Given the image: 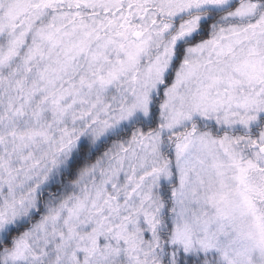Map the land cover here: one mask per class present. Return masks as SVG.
<instances>
[{"label":"snow or ice","instance_id":"snow-or-ice-1","mask_svg":"<svg viewBox=\"0 0 264 264\" xmlns=\"http://www.w3.org/2000/svg\"><path fill=\"white\" fill-rule=\"evenodd\" d=\"M0 264H264V0H0Z\"/></svg>","mask_w":264,"mask_h":264}]
</instances>
